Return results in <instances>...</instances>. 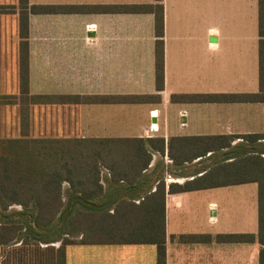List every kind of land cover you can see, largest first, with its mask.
<instances>
[{"label":"crops","instance_id":"1","mask_svg":"<svg viewBox=\"0 0 264 264\" xmlns=\"http://www.w3.org/2000/svg\"><path fill=\"white\" fill-rule=\"evenodd\" d=\"M156 0H28V5L87 6L78 13L28 15L29 94H157L144 103L94 102L46 104L47 128L68 137L164 139L146 174L162 171L165 184V264H258L255 240L223 241L219 235L254 234L257 185L254 182L168 192L169 184L202 174H176L167 142L171 137L264 133V102H175L172 94H243L259 91L257 0H161L163 6V89L154 77L153 13H118L119 4H152ZM19 0H0V90L15 87L19 97ZM93 105L91 123L81 122L73 107ZM125 105H142L130 109ZM136 114L120 126L119 112ZM136 111V112H135ZM73 114V118L71 117ZM154 125V126H152ZM155 126L157 127L155 129ZM89 131V132H88ZM92 132V133H91ZM92 134V136H90ZM66 136V137H67ZM239 140L232 141L235 144ZM210 153H207L208 156ZM207 162L203 160L200 165ZM187 169V168H185ZM154 171H156L154 173ZM186 171V170H185ZM108 175V173H106ZM105 174V175H106ZM154 191L157 181H153ZM193 234V242L178 236ZM69 245H148L82 244ZM153 245V244H149ZM65 246V264L68 259ZM154 254H124L125 264H156ZM96 264H118L119 254L99 251ZM149 256V261H143ZM113 260V262H112ZM52 264V263H8ZM80 264V263H79Z\"/></svg>","mask_w":264,"mask_h":264},{"label":"trees","instance_id":"2","mask_svg":"<svg viewBox=\"0 0 264 264\" xmlns=\"http://www.w3.org/2000/svg\"><path fill=\"white\" fill-rule=\"evenodd\" d=\"M119 4L118 13H153L154 77L156 90L163 89V6ZM19 99L23 127H27L28 106L46 104H81L94 102L144 103L158 99L157 94H128L111 97L95 95L29 94L28 15L30 13L88 10L87 6L28 5L19 0ZM258 14V84L256 93L243 94H172L175 102H264V0H257ZM10 97V96H9ZM11 98V97H10ZM240 138L235 144L232 141ZM155 150L164 153V139L22 137L6 141L0 150V243L15 239L23 227L39 238L40 230L57 222L82 231V244H153L156 264H165V184L161 175L154 179L144 173ZM207 153H210L208 156ZM176 174L189 172L188 164L200 158L193 173L201 175L183 184L171 183L168 192L190 191L254 182L257 185V222L254 234L219 235L223 241H257L258 264H264V133L244 135H207L171 137L167 142ZM207 160L204 164L200 162ZM108 173L107 187L101 183L102 170ZM187 168V169H185ZM186 170V171H185ZM156 172V171H155ZM157 181L154 191L152 182ZM68 184L67 199L63 183ZM18 205L9 216L2 211ZM34 207H33V206ZM181 242H193V234L178 236ZM27 239H22V243ZM50 242V241H47ZM64 237L57 248L31 255L21 262L65 264V246L75 243ZM50 250V251H49Z\"/></svg>","mask_w":264,"mask_h":264},{"label":"rangeland","instance_id":"3","mask_svg":"<svg viewBox=\"0 0 264 264\" xmlns=\"http://www.w3.org/2000/svg\"><path fill=\"white\" fill-rule=\"evenodd\" d=\"M15 90V87L12 85H6V89L0 90V95L3 93H11ZM14 94V93H11ZM125 109H130L131 107H135L137 109H142L140 106L142 105H125ZM23 105L20 103L19 97H9V96H0V150L6 145V141L14 138H22V137H37V138H64L67 135H73L70 132H66V134L60 135V131H55L52 128H47V119L46 116L48 114V110L52 107L56 108L57 106H45V105H29L28 108V125L27 127H23L21 120V108ZM73 107L70 111L71 113H78L79 119L81 122H89L92 127V119H93V105H79V106H71ZM136 112V111H135ZM132 113V112H131ZM129 111H121L119 112L118 122L120 126L124 123L125 120H129L131 116H134L133 119L136 121V114H131ZM73 118V114H71ZM47 122V123H46ZM89 132V131H88ZM92 133V132H91ZM92 136V134H90ZM68 137V136H67ZM236 140H240V138H236ZM103 169V168H102ZM194 169V167H193ZM158 174L162 175V171L160 168H157ZM107 171L105 169L102 170L101 183H103L104 187H107V181L109 176L106 174ZM155 173V171H154ZM106 174V175H105ZM153 178V174L151 175ZM68 188V184L66 182L63 183V197L67 199L66 189ZM33 206V205H32ZM34 207V206H33ZM16 209H20L18 205L12 204L8 210L2 211L5 216H9L11 212ZM0 222L4 223L5 218L0 215ZM40 230L39 234L41 237L34 238L33 235L23 227L18 231V234L15 239L11 240L7 243H0V264H8L11 261L21 262L19 257L23 256L27 260L31 255H35L38 253H47L48 251L46 247L57 248L61 239L67 237L69 239H73V241L78 242L82 238V231L74 230L69 225L60 226L57 222L55 224H51L47 227ZM27 239V242L22 243V239ZM50 241V242H47ZM50 251V250H49ZM99 251L111 252L119 254V259L116 260L118 264H125L130 261V256H124L123 259L121 257L124 254H132V253H143L150 255L154 254V245H113V246H92V245H69L66 247V253L68 255L69 261L73 264H96V256L95 254L100 253ZM143 261H149V256H143ZM113 262V260H112Z\"/></svg>","mask_w":264,"mask_h":264},{"label":"built area","instance_id":"4","mask_svg":"<svg viewBox=\"0 0 264 264\" xmlns=\"http://www.w3.org/2000/svg\"><path fill=\"white\" fill-rule=\"evenodd\" d=\"M152 126H154V125H152ZM157 127L155 126V129H156Z\"/></svg>","mask_w":264,"mask_h":264}]
</instances>
